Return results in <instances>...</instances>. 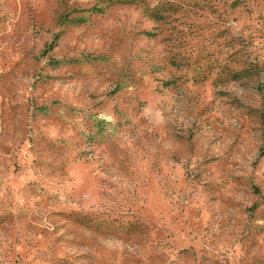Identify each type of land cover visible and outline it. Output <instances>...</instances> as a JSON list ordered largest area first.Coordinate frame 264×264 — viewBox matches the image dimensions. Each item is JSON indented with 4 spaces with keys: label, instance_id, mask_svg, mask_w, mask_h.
Segmentation results:
<instances>
[{
    "label": "rangeland",
    "instance_id": "rangeland-1",
    "mask_svg": "<svg viewBox=\"0 0 264 264\" xmlns=\"http://www.w3.org/2000/svg\"><path fill=\"white\" fill-rule=\"evenodd\" d=\"M0 264H264V0H0Z\"/></svg>",
    "mask_w": 264,
    "mask_h": 264
}]
</instances>
